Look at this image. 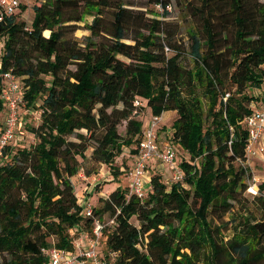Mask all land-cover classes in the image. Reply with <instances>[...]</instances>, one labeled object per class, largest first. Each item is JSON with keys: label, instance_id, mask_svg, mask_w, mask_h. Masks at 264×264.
Here are the masks:
<instances>
[{"label": "trees", "instance_id": "obj_1", "mask_svg": "<svg viewBox=\"0 0 264 264\" xmlns=\"http://www.w3.org/2000/svg\"><path fill=\"white\" fill-rule=\"evenodd\" d=\"M183 1L198 21L189 68L168 37L170 0H147L144 9L123 0H36L29 24L16 15L0 20V114L7 70L19 76L28 108L41 111V122L29 129L37 141L23 147L14 139L0 159V251L9 255L0 264H47L51 245L73 250L74 233L91 225L71 181L79 158L90 148V159L117 178L115 158L124 148L135 153L141 137L137 116L167 110L176 111L170 140L188 155L180 154L183 177L167 183L152 171L144 198L119 186L100 199L95 214L114 219L103 229L101 258L264 264V217L233 213L223 220L247 188L238 161L248 136L241 121L262 99L248 90L264 80V0ZM81 22L89 31L83 42L73 35ZM254 197L264 210V195Z\"/></svg>", "mask_w": 264, "mask_h": 264}, {"label": "built area", "instance_id": "obj_2", "mask_svg": "<svg viewBox=\"0 0 264 264\" xmlns=\"http://www.w3.org/2000/svg\"><path fill=\"white\" fill-rule=\"evenodd\" d=\"M31 0H0V20L5 16L15 15L22 7L30 6ZM155 7L161 11V4ZM166 8L171 10V5ZM4 53L2 42H0V60ZM1 98L4 112L0 122V159L4 156V151L9 143L16 139L15 132L17 125L21 121L19 112L23 105V85L18 75L11 70L1 73ZM251 105V104H250ZM252 107V106H251ZM162 119V114L151 116L142 129L140 140L136 146V152L131 166L127 171L129 179L128 195H135L142 199L147 194L144 188V176L147 170V163L156 160L165 163L170 171V182L179 181L183 177V171L175 162L176 150L172 145H167L163 149L158 145V129ZM241 124L248 131L245 144V156L239 159L240 164L246 168V173L252 168L251 161L255 158L264 157V105L252 107L250 114L246 115ZM18 139V138H17ZM96 177H91V182H95ZM254 186V185H253ZM256 194L257 189L252 190ZM82 216L91 218V225L86 233H74L73 250L63 251L55 245L47 248V264H105L101 258L102 232L105 226L113 223V217L107 221L95 214L94 206L86 202L81 209ZM115 252L110 255H115Z\"/></svg>", "mask_w": 264, "mask_h": 264}, {"label": "rangeland", "instance_id": "obj_3", "mask_svg": "<svg viewBox=\"0 0 264 264\" xmlns=\"http://www.w3.org/2000/svg\"><path fill=\"white\" fill-rule=\"evenodd\" d=\"M31 4L29 7L25 9V7H22L19 12H17L15 15L17 19L26 21L27 24H29V21L32 20L33 17V7L32 4L36 0H31ZM44 1V0H41ZM126 6H130L134 9H144V4L147 0H123ZM193 2H197V0H193ZM171 4V10L170 13L165 19L169 21L168 30L170 35H168L169 38H171V41L174 42L176 45H179L181 49L184 50L185 53L181 54L180 56V62L181 64L189 68L192 65V61L190 56L187 54L188 46L190 44L189 37L190 34L193 31L198 30V21L197 17H195L192 13V10L185 1L183 0H170ZM148 8L154 9L153 5H148ZM156 14L157 12L154 11ZM148 15H152L150 12ZM157 16L161 18L162 16L157 13ZM87 20L90 21L91 17H87ZM79 28L75 30L74 36L80 41L83 42L84 38L89 34L88 29L85 27L84 23H79ZM48 31H44V35H48ZM128 41V40H126ZM3 45V44H2ZM249 93L257 96H263L264 93V83L260 85V88L251 89L248 90ZM256 101H252L250 104L253 107L255 105ZM25 111V112H24ZM19 112L21 114V121H19L20 125H17V130L15 132L16 139L18 140L14 141L16 144L15 146H23V147H31L37 139L31 131L29 130L30 127H36L41 122V116H40V109H34L31 108L23 103L22 106L19 108ZM25 117L23 118L22 116ZM142 121L145 120V114H140L137 116ZM23 121V122H22ZM173 120L167 121L169 125L172 124ZM118 132L121 135H124L125 133V126L124 123L118 126ZM158 134L161 139V135L164 136V129L160 128L158 130ZM71 138H74V136H71ZM176 150V157L175 162L179 164L181 160V155L188 156L186 152L180 147L176 146L174 148ZM91 149L89 148L85 153V158H79L81 161V167L78 170L77 174L72 176L71 181L74 185V191L77 196V202L81 209H83V206L86 202H89L94 207H99L102 205L100 202V199L110 194L112 191L116 190L117 187H126L128 189L129 186V180H127V171L125 173L119 174L117 178H114V174L110 172L109 167L105 165L104 163H96L93 162L90 157ZM127 151V150H125ZM120 156V155H119ZM117 158V157H116ZM115 158V164L120 166L121 163L125 166L128 157L123 156L119 157L118 159ZM252 168L249 169L248 175L246 176V183L247 188L244 192L241 194H238V201L234 202L233 210L226 213L223 216V220L227 221L229 220L231 214L234 213V215L238 216V214L243 215L244 217H248L250 221L259 220L260 218L264 217V210H262L258 204L256 203L255 195H264V188H261V186H264V157L258 160H252L251 161ZM159 172L165 182H169L170 172L165 163H159ZM124 168V167H123ZM107 171H109L107 173ZM152 170L147 167V170L145 172L144 176V188L147 189L149 187V179L150 174ZM80 173V175H79ZM95 175L96 180L95 182H91V177ZM99 181V182H98ZM98 182V183H97ZM254 185V186H253ZM255 190L257 189V194H254L249 189ZM102 220L107 221L110 218L109 213H103L100 215ZM132 223L137 224V220L135 217L131 218ZM217 223L216 220H214L213 224ZM232 232V226L229 224L228 229L224 231V235L229 236ZM103 251L104 250V243L102 241L101 245ZM9 255L5 252L0 251V262H2L5 259H8Z\"/></svg>", "mask_w": 264, "mask_h": 264}, {"label": "crops", "instance_id": "obj_4", "mask_svg": "<svg viewBox=\"0 0 264 264\" xmlns=\"http://www.w3.org/2000/svg\"><path fill=\"white\" fill-rule=\"evenodd\" d=\"M262 67L264 68V64H262ZM264 83V80L262 82V84ZM263 96H261L262 99H259L258 101H256V106H262L264 105V93L262 94ZM4 112V111H3ZM3 112L0 114V120H2V116H3ZM25 112V111H24ZM22 114V113H21ZM23 118L25 117V114L24 116H22ZM151 116H146L145 117V120L143 122V127L145 126V124L147 123L148 119L150 118ZM176 117V111L175 110H167V111H164L162 113V119H161V122L159 124V129L162 128L164 129V136L161 135V139H160V136L158 134V145L160 146V148H164L165 146L167 145H172L173 148H175L176 146H179L178 144H173L170 140V134H171V131H172V128H171V125H169L167 123L168 119L169 120H174ZM158 129V130H159ZM127 150V151H125ZM134 155L135 153H129V150L127 148H124L123 149V152L120 154V156H118L116 159H118L119 157H123V156H126L128 157L127 159V162L125 164V166L121 163V165L119 166V170L121 171V173H125L126 171H128L129 167L131 166L132 164V161H133V158H134ZM262 157L260 158H255L256 160L258 159H261ZM254 159V160H255ZM106 165V164H105ZM124 167V168H123ZM147 167H149L153 172H157L159 171V162L156 161V160H150L148 161L147 163ZM109 171H107L108 173ZM170 172V171H169ZM80 175V173H79ZM128 178V176H127ZM170 178V177H169ZM129 180V179H127ZM99 182V181H98ZM97 182V183H98ZM76 194V193H75ZM77 197V196H76ZM86 229H83L81 228L79 230L78 233H86Z\"/></svg>", "mask_w": 264, "mask_h": 264}, {"label": "bare ground", "instance_id": "obj_5", "mask_svg": "<svg viewBox=\"0 0 264 264\" xmlns=\"http://www.w3.org/2000/svg\"><path fill=\"white\" fill-rule=\"evenodd\" d=\"M253 190V189H252Z\"/></svg>", "mask_w": 264, "mask_h": 264}]
</instances>
